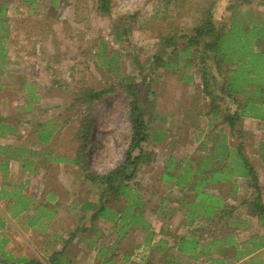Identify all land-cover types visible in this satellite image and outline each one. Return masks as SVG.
<instances>
[{"label":"rangeland","instance_id":"obj_1","mask_svg":"<svg viewBox=\"0 0 264 264\" xmlns=\"http://www.w3.org/2000/svg\"><path fill=\"white\" fill-rule=\"evenodd\" d=\"M11 1L12 4L8 7L7 13L13 19L10 22L15 38L13 45H9L8 63L10 65L1 75L8 76L13 93L10 97L7 96V101L4 96L0 97V113L3 116H9L12 114L13 106L16 105L15 107L18 108L29 101L26 109L18 110L22 115L20 119L22 123L17 124L22 130H26L29 150L37 152V156H34L32 160L43 161L36 167L40 176L45 174L47 178L45 188H56L63 204L76 196L75 194L69 196L68 190L77 192V199L80 201H97L98 192L89 184L83 183L84 171H80V168L75 167L69 160L53 161V159L69 158L73 153L78 117L85 115V110L88 109L79 104L73 105L76 94L89 87L115 86L113 92L94 102L90 108L92 124L88 129L91 133L88 139L89 145L82 160V169L93 175H101L111 171L124 160L128 136L131 133L129 98L119 91L116 84L119 80L128 78L137 82L140 90L144 89L141 87L142 76L138 74L128 54L134 52L140 62L147 59L153 51L152 44L157 39L153 32L151 34L149 30L129 24L127 26L129 42L117 43L114 40L111 19L125 14H148L156 0H112L110 19L100 17L96 11L97 0H56L55 4H50V0H38L36 2L37 14L33 15L29 13L34 6L30 0ZM204 1L179 0L167 7L168 22L172 24L177 36L188 34L198 23L201 17L196 10L204 5ZM230 3L235 4L232 12L227 10ZM243 8L249 9L251 16L264 19V0H218L213 10V17L219 25H227L230 23V13L233 14L236 10ZM54 12L55 16H53ZM181 42L182 40L178 41L179 49H181ZM100 44L106 45L104 52L107 55L110 56L113 53L121 55V59L117 62L118 66H110L99 58L103 51L99 52L98 48L99 50L104 48L100 47ZM183 59L184 56H180V60ZM150 68L145 65L142 75L150 73ZM152 71V76L149 77L153 78L150 89L155 93L151 95V102L146 110L151 114L149 134L151 135L154 130L168 131L179 142L175 149L182 146L185 153L181 156L185 158L184 160H191L193 158L190 156L194 154L189 155V153L193 152L196 147L192 139L198 134V130L207 124L219 125V121L210 120L205 116L206 101L198 87L200 81L197 76L193 75L188 83L182 84L178 81L182 69L173 73L170 70L163 72L162 68L158 67ZM193 72L192 68L186 74L189 76ZM162 73L164 74L161 75ZM23 82L31 84L28 90L27 85L23 86L28 94L27 97L18 92ZM24 90L22 91L25 93ZM3 116H0V119L4 118ZM47 122H52L48 128L56 126L55 139L52 135L54 143L43 145L37 142L35 137L43 124ZM241 125L242 129L244 127L247 130L244 153L258 174L264 204V123L243 118ZM232 142L234 145L233 139ZM164 149L167 147L145 144L143 150L151 153L150 163L147 167H140L136 172L135 181H132L133 187L135 184H140L136 189H141L142 202L148 205L158 202V197L156 199L154 196L148 197L149 194L146 192L153 185V182L148 180V172L149 174L152 172L149 168L154 164L159 166L160 162L168 159V156H165L166 152L167 155H172L174 151L171 146L167 151ZM178 159L180 158L177 157L176 160ZM155 171L157 170L154 169ZM36 179L32 180L29 187V192L33 194L41 186L40 181ZM247 197L250 200V194H247ZM107 205L113 210L124 206L120 202H111ZM68 214L75 215V210H70ZM64 218H68L65 213L61 215L60 220H57L62 223V227L67 229L68 224L73 220H69L67 224ZM80 223L84 224V220ZM247 230L248 233L243 236H264L262 227L249 225ZM26 237L24 240L29 241L28 245L25 242L20 245L14 241L17 247L14 244H7L4 251L12 249L14 254H23V252L28 254L33 248L34 250L41 249L43 240L38 242L36 232ZM106 238L108 240L104 244H109L113 239L112 236H106ZM132 243L130 238L127 246ZM69 250L72 264H94L96 262L93 260V255L86 248L80 247L78 243L70 245ZM257 263L258 261L255 260L254 264Z\"/></svg>","mask_w":264,"mask_h":264},{"label":"crops","instance_id":"obj_2","mask_svg":"<svg viewBox=\"0 0 264 264\" xmlns=\"http://www.w3.org/2000/svg\"><path fill=\"white\" fill-rule=\"evenodd\" d=\"M36 2L38 0H30V3L34 5L30 10L32 15L37 14ZM55 2L56 0H50V4ZM2 3L7 4L4 17L8 18L9 35L1 43L3 58L0 56V71L3 72H0V97L4 96L7 101L6 98L13 93L10 89L12 85L8 76L2 75L10 65L8 63L9 45H13L15 33L10 22L13 19L7 13L12 1L2 0L0 4ZM46 9L49 11L48 8ZM21 84L22 88L20 87L18 92L24 95L22 91L24 82ZM15 106L11 111L13 115L3 116L0 113V116L4 117L1 118L4 119L3 122L10 126V128H0V258L2 254L4 256L9 254L13 258L37 259L44 262L50 253L64 248L63 252L72 264L69 247L78 243L80 247L86 248L93 255V260H96L94 264H109L107 263L109 260L111 264H145L147 261L152 264H214L216 260L218 261L216 264H247L249 258L256 255L259 256V260L264 259V246L248 255H243L246 254L248 242L254 238L253 235L243 236L248 233L249 225L264 228L254 217L248 215L247 204L243 203L248 200L247 194H250L246 179L235 176L225 178L219 173L215 176L223 179L212 180L214 177L207 172L221 171L212 162L209 168L204 170V174L198 176L193 173L185 174L184 170L187 169L185 163L190 160H184L185 158L181 156L185 153L182 146L175 149L179 142L166 130H154L157 133H165L163 141H156L153 136L148 141L150 145L164 148L166 146L167 149L171 146L174 149L172 155H167V152L165 154L168 156L167 160L173 159L169 172L173 176L171 181H160L161 173H165V166L168 165L167 160L160 162L159 166L154 164L149 168L152 172L150 174L148 172V180L152 181L153 185L146 192L149 194L148 197L154 196L155 199L158 197V202L151 205L143 202L138 208L141 213V222L132 227L129 226L126 234L121 237L120 227L123 224L119 226V219L116 225L102 219L91 222L90 217L94 211L88 208L85 213L81 212V207L87 205H82V200L77 199V192L68 190L69 196L74 194L76 196L63 204L56 188H45L47 178L45 174L40 176L36 167L43 161L29 160V155L37 156V152L29 150L26 130H22L17 124L22 123V120L20 122L18 120L22 118L18 110L22 109ZM243 131L247 133L244 127ZM197 135L200 138L192 139L196 147L189 153V155L194 154L190 156L193 158L191 160H232V157H235L233 150L237 147V141L225 125L207 124L198 130ZM232 139L234 145H232ZM37 142L43 144L40 141ZM16 149H24L25 153L20 158H14L12 151ZM167 149L164 150L167 151ZM175 157L180 159L176 160ZM25 164L26 168L23 167ZM154 169L157 171L154 172ZM180 175L186 177L178 179L177 176ZM36 178L41 186L33 194L29 192V187L32 180ZM138 193L142 202L141 189H138ZM51 197L52 199L47 201ZM19 200L27 201L29 207L31 203L35 204L36 211L33 209V211L17 213L20 206ZM38 203L46 206L44 205L42 207L44 209L41 210L38 208ZM39 210L41 213L47 212L48 217H39L38 214L37 217L33 216ZM70 210H75V215L68 214ZM63 213L68 217L64 218L66 223L73 220L72 223H67V229L62 227L59 221ZM33 217H36L34 221ZM83 220L84 224L80 223ZM34 232L37 233L38 242L43 240L40 250L31 248L32 252L28 254H24L26 252L14 254L12 249L4 251L7 244L15 245L14 241L20 245L24 242L28 245L29 241L24 240V237H30ZM74 232H76L75 237L68 242L69 236ZM106 236L113 237L109 244H104L108 240ZM130 238L133 246H129L132 247L127 246ZM262 243L264 244L263 240ZM50 249L53 250L50 251Z\"/></svg>","mask_w":264,"mask_h":264},{"label":"trees","instance_id":"obj_3","mask_svg":"<svg viewBox=\"0 0 264 264\" xmlns=\"http://www.w3.org/2000/svg\"><path fill=\"white\" fill-rule=\"evenodd\" d=\"M178 1L156 0L148 14H125L111 19L114 40L117 43L129 42L127 39L129 35L127 26L129 24L149 30L151 34L153 32L155 39H157L152 44L153 51L148 55L147 59L140 62L134 52L128 54L138 74L140 77L142 76L141 87L144 89L140 90L138 88L139 84L128 78L119 80L116 84L119 91L125 93L129 98L131 133L128 136V146L124 153V160L111 171L101 175H93L82 169V160L89 145L88 139L91 133L88 129L92 124L90 108L94 102L113 92L112 90H115V86H110L111 88L108 86L102 88L89 87L85 91L76 94L73 105L79 104L81 107L88 109L85 110V115L78 117L77 125L75 126L73 153H71L69 158H58L63 161L69 160L75 167H79L80 171H84L83 183L89 184L98 192V198L95 203L82 200V205L87 206L81 207V212L85 213L88 208H91L94 211L90 217L91 222L102 219L116 225V221L119 219V226L123 224L120 227V237L126 234L129 226L132 227L136 223L141 222V213L138 208L142 206L143 202L140 200L141 196L138 193V189L135 190L138 184L133 187L132 181H134L139 168L142 166L147 167L150 163L151 153H146L143 150L144 146L148 143L151 136L159 142L163 141L162 138L165 136V133L161 134L156 131L151 135L149 134L151 114L146 111L151 102L150 97L155 93L150 89L153 78L150 79L149 77L152 76V70L158 67L162 68L163 72L170 70L173 73L182 69L178 80L182 84L188 83L193 75L197 76L200 81L198 87L206 101L204 104L206 106L205 116L210 120L219 121V125H225L234 140L236 139L237 141V147L233 150L235 157L233 156L232 160H190L185 163L187 169L184 170V173H193V175L197 176L204 174V170L209 168V164L212 162L215 167L221 170H210L207 172L211 177H214L212 180L220 178L215 176L219 173L220 176H225V178L235 176L246 179L251 198L243 201V203L247 204L248 215L254 217L264 227V204L261 197L259 178L255 168L244 153L246 135L241 127L243 118L264 123V19L251 16L249 9L243 8L236 10L233 14L230 13L229 24L219 25L213 17V10L218 4V0H211L210 2L205 0L203 2L204 5L199 6L196 10L201 17L197 21L198 23L188 34L177 36L171 26L172 24L168 22L166 11L170 4ZM97 3L96 11H98L100 17L110 19L113 1L97 0ZM233 6L235 4L230 3L227 10L232 12ZM6 7L7 4H0V56L2 58L1 43L9 35L8 18L4 17ZM156 23H158L157 26H155ZM179 40H182L181 49L178 48ZM104 46L106 47L105 44H100V47ZM105 47L101 48V50L98 48L99 52L103 51L99 58L110 66H118L117 62L121 59V55L113 53L109 56L104 52ZM180 56H184L182 61ZM145 65L151 67V72L142 75ZM192 68L194 72L188 76L186 72L188 73ZM147 78L149 80L146 82ZM24 85H27V90L31 86L27 82H24ZM27 96L28 94L25 91L24 97ZM28 103L29 101H26L19 108L22 110L26 109ZM20 119L22 118H18L19 121ZM3 121L4 119H0V128H10L9 124L7 125ZM51 123L43 124L35 137L37 141L42 142L44 145L54 143L56 126L48 128ZM198 138L200 136L196 134L195 139L197 140ZM23 153H25L24 149H16L12 151V156L20 158ZM29 157V160H32L33 155L30 154ZM172 160H167L168 165L165 166V173H161V182L173 179L172 174L169 173L172 167ZM23 167L26 168V164ZM207 173L205 174L207 175ZM181 177L186 176H177L178 179ZM220 179L222 180L223 178ZM50 199L52 197L47 201H50ZM111 202H120L124 206L116 211L107 205V203ZM19 204L17 213L33 211L36 208L35 204L33 205L32 203L31 207H29L27 201L19 200ZM37 205L41 210L44 209L42 207L45 204L38 203ZM39 211L35 212L33 216L38 214L39 217H48L47 212L41 213ZM36 217L33 218L35 219ZM75 233L69 236L68 242L72 241L76 235ZM262 240L264 241V236H254L248 242L246 254H242L244 256L248 255L264 246ZM63 251L64 248L61 251L50 253L46 256L44 262L37 259L13 258L9 254H6L7 256L2 254L0 264H71V261ZM258 258L259 256L257 255L249 258L247 264H254L255 260L258 261L257 264H264V259L259 260ZM107 263L111 264L112 262L109 260ZM213 263L216 264L218 261L216 260ZM145 264L152 263L147 261Z\"/></svg>","mask_w":264,"mask_h":264}]
</instances>
